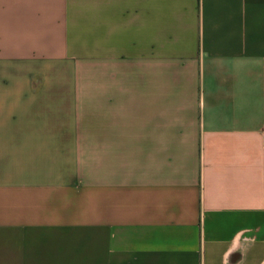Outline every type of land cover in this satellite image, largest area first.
Listing matches in <instances>:
<instances>
[{
    "label": "crops",
    "instance_id": "obj_1",
    "mask_svg": "<svg viewBox=\"0 0 264 264\" xmlns=\"http://www.w3.org/2000/svg\"><path fill=\"white\" fill-rule=\"evenodd\" d=\"M0 264H264V0H0Z\"/></svg>",
    "mask_w": 264,
    "mask_h": 264
}]
</instances>
